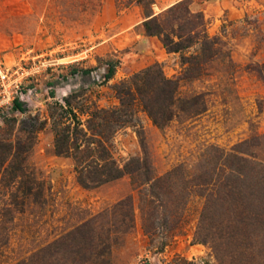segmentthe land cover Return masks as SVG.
Returning <instances> with one entry per match:
<instances>
[{
    "label": "rangeland",
    "instance_id": "rangeland-1",
    "mask_svg": "<svg viewBox=\"0 0 264 264\" xmlns=\"http://www.w3.org/2000/svg\"><path fill=\"white\" fill-rule=\"evenodd\" d=\"M176 1L154 0L153 12ZM190 8L202 12L207 33L219 39L216 56L198 77L182 79L177 91L182 99L201 95L204 110L180 112L161 129L135 104L132 122L112 138L121 165L138 158L154 176L180 166L147 202L128 174L82 187L73 159L54 152V129L66 121L68 108L84 121L95 107L118 105L115 84L149 65L178 75L181 55L198 46L167 52L157 36L143 32L141 7L127 0H0V60L17 70L23 104L22 111H0V145L11 149L2 154L8 156L0 171V264H14L88 220L94 223L69 236L67 250L45 260L264 264V178L245 168L242 180L228 179L218 166L224 185L217 199L204 209L205 197L194 192L214 155L210 146L228 150L256 135L259 146L248 149L264 161V0H191ZM109 65L113 75L105 79ZM33 122L40 128L30 138ZM15 150L19 157L12 162ZM16 164L24 167L17 179ZM30 178L37 190L16 191L18 179ZM14 195L24 202L11 204ZM125 198L133 220L121 224L114 205ZM90 236L108 245L106 254L103 244L89 250Z\"/></svg>",
    "mask_w": 264,
    "mask_h": 264
},
{
    "label": "trees",
    "instance_id": "trees-1",
    "mask_svg": "<svg viewBox=\"0 0 264 264\" xmlns=\"http://www.w3.org/2000/svg\"><path fill=\"white\" fill-rule=\"evenodd\" d=\"M127 1L135 2L141 7L144 15V19L141 22L143 32L148 36H157L167 52H180L192 46H198V50L189 55H181L180 63L182 69L178 75L168 77L164 74L161 66L158 63H154L115 84L114 90L119 101L118 105L109 108L95 107V109L87 113L88 116L84 121L81 118L79 119L73 109H66L65 111H68V114L65 115L66 117H62L66 121H62L61 123L63 124L54 129L53 147L56 154L73 159L76 181L82 187H98L128 174L132 185L138 189L140 197L143 195L144 200L150 202L148 196L157 197L163 185L169 182L173 174H178L180 166L171 169L163 176H154L150 168L140 162L138 158H129L121 165L112 152L114 133L119 128L132 122L135 114V104L140 105L151 121L161 129L167 126L180 112L191 115L202 112L205 107L201 95L182 99L178 96L177 91L182 79L198 77L202 72V65L216 56L219 39L209 36L206 31L207 26L204 16L201 11L191 10V0H178L158 13H154L152 9L154 0ZM260 69L259 67V76L263 77V71ZM112 75L113 65H109L104 78L109 79ZM11 109L22 111V102L15 98ZM32 124L31 129H29L30 138L33 135L32 133L40 128L38 124H34V122ZM248 146H259L256 135L247 137L234 144L228 150L209 147V149L213 150L214 155L210 154L206 159L207 171L206 173L204 172L205 177H203L202 181L194 183L196 188L194 192L205 197L204 209H207L208 202L211 199H217L214 196L224 185L223 180H221L222 176H217L215 170L218 166L223 171L221 175L225 174L228 179L229 177H235L242 180L245 175V168L256 170L257 174L255 175L259 174V179L264 178V161L258 159L253 151H249ZM9 149L2 146L0 150V171L6 161V156H8L2 154L5 151L11 154V149ZM17 157H19V153L15 150L12 154V162ZM16 165L12 168V176L15 179L18 176L17 170L24 173V167L19 164ZM17 183L16 191L22 190L25 194H31L38 188V183L35 185L34 179L31 178L29 180L18 179ZM153 188H158V192L154 191ZM262 189H264V182L260 187V190ZM150 190L152 193H150ZM14 197L15 195L10 199L11 204L15 202L18 205V202H24L23 199ZM114 207V211L123 215L121 224L126 223V218L129 219V222L133 220L132 203L129 198L118 201ZM93 223L88 220L82 227H76L75 230L69 231L65 235H60L14 264H50L48 262L49 259L45 260V256L52 258L61 249L63 250L66 247L67 250L69 243H65L68 237H72L74 233L76 235L85 225ZM88 244L89 250L93 251L92 248L102 245L103 242H97L90 236ZM104 244L103 251L105 252L106 250L108 251V245L105 242ZM87 263L89 261L79 264ZM70 264L76 263L71 262Z\"/></svg>",
    "mask_w": 264,
    "mask_h": 264
},
{
    "label": "built area",
    "instance_id": "built-area-1",
    "mask_svg": "<svg viewBox=\"0 0 264 264\" xmlns=\"http://www.w3.org/2000/svg\"><path fill=\"white\" fill-rule=\"evenodd\" d=\"M17 70L0 60V111L10 109L15 98L21 99L17 92L20 84Z\"/></svg>",
    "mask_w": 264,
    "mask_h": 264
},
{
    "label": "bare ground",
    "instance_id": "bare-ground-1",
    "mask_svg": "<svg viewBox=\"0 0 264 264\" xmlns=\"http://www.w3.org/2000/svg\"><path fill=\"white\" fill-rule=\"evenodd\" d=\"M159 10V9H158Z\"/></svg>",
    "mask_w": 264,
    "mask_h": 264
}]
</instances>
